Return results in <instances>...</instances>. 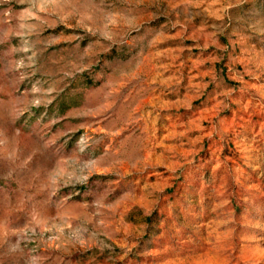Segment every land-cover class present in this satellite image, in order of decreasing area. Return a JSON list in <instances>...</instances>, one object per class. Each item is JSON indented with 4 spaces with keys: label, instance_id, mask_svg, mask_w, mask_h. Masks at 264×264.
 Returning a JSON list of instances; mask_svg holds the SVG:
<instances>
[{
    "label": "rangeland",
    "instance_id": "obj_1",
    "mask_svg": "<svg viewBox=\"0 0 264 264\" xmlns=\"http://www.w3.org/2000/svg\"><path fill=\"white\" fill-rule=\"evenodd\" d=\"M0 264H264V0H0Z\"/></svg>",
    "mask_w": 264,
    "mask_h": 264
}]
</instances>
